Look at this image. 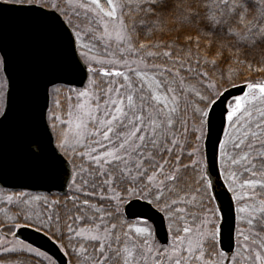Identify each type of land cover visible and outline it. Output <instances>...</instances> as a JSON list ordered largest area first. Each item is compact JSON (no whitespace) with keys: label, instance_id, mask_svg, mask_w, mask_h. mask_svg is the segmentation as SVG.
<instances>
[{"label":"snow or ice","instance_id":"6c2138e0","mask_svg":"<svg viewBox=\"0 0 264 264\" xmlns=\"http://www.w3.org/2000/svg\"><path fill=\"white\" fill-rule=\"evenodd\" d=\"M0 264H264V0H0Z\"/></svg>","mask_w":264,"mask_h":264},{"label":"water","instance_id":"95a60500","mask_svg":"<svg viewBox=\"0 0 264 264\" xmlns=\"http://www.w3.org/2000/svg\"><path fill=\"white\" fill-rule=\"evenodd\" d=\"M19 27V23L18 21H16L14 18L9 17L7 20V28L10 34L14 33L15 31H17ZM39 244V242H37Z\"/></svg>","mask_w":264,"mask_h":264}]
</instances>
